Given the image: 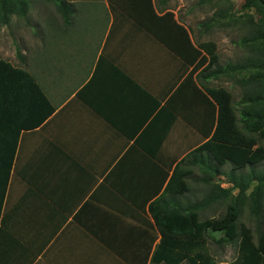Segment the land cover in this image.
Segmentation results:
<instances>
[{
	"label": "crops",
	"instance_id": "obj_1",
	"mask_svg": "<svg viewBox=\"0 0 264 264\" xmlns=\"http://www.w3.org/2000/svg\"><path fill=\"white\" fill-rule=\"evenodd\" d=\"M97 1L100 36L80 35L72 47L62 38L61 59L44 70L32 57L22 64L54 111L19 133L0 264H150L160 236L148 205L214 130L195 32L170 0Z\"/></svg>",
	"mask_w": 264,
	"mask_h": 264
},
{
	"label": "trees",
	"instance_id": "obj_2",
	"mask_svg": "<svg viewBox=\"0 0 264 264\" xmlns=\"http://www.w3.org/2000/svg\"><path fill=\"white\" fill-rule=\"evenodd\" d=\"M48 1L55 5L64 23L69 24L74 2ZM210 1L197 0V3L204 5ZM218 2L213 0L212 4ZM223 3L199 26L208 30L214 24L228 25L231 20L246 22L242 16L235 17L228 0ZM29 5L30 0H0V25L9 23L11 15L25 17ZM240 10L258 14V24L248 21L247 33L238 39L248 51L243 60L221 64L209 44L199 41L196 46L191 44L192 57L197 59L196 78L213 101L217 118L209 138L174 165L162 193L148 205L160 236L150 264H216L204 251L207 239H213L212 232H222L223 236L215 240L218 243L237 242L235 264H264V167L257 168L264 164V144L260 142L264 141V0H242ZM17 56L24 64L25 58L18 49ZM220 77H232L242 86L243 93L235 105L230 90L207 84L210 79ZM53 111L54 106L33 75L24 66L0 58V232L19 133L39 126ZM227 163L232 166L224 172L221 168ZM195 168L201 174L194 179L208 190L202 199L190 201L183 197L192 189L188 179L194 176ZM246 168L248 171L243 172ZM222 175L229 186L218 182ZM221 199L228 200L221 215L200 217V212ZM246 202L258 224L257 240L253 229L239 222Z\"/></svg>",
	"mask_w": 264,
	"mask_h": 264
},
{
	"label": "rangeland",
	"instance_id": "obj_3",
	"mask_svg": "<svg viewBox=\"0 0 264 264\" xmlns=\"http://www.w3.org/2000/svg\"><path fill=\"white\" fill-rule=\"evenodd\" d=\"M69 1L74 2L73 4H77L80 7L78 12H76L77 15L74 13L72 15L71 20L74 22L72 27H67L55 5L48 0H30L29 9L25 17L11 15L9 23L0 25V58H4L14 65H22L23 63L20 62L17 56L18 49L19 53L24 56L25 62L28 58L32 57L31 62L33 66L36 69L42 68L44 70L47 68L45 67L47 64L45 62L46 59L49 62L51 58V64L55 63L53 60L61 59L60 52L62 47H64L60 41L62 38L66 37L73 41L76 40L75 37H79L80 35L100 36L106 18L103 16V10L100 9L102 3L97 0ZM228 1L233 6L235 17L242 16L246 22L231 20L228 25L214 24L208 30L203 26H199V22L210 18L219 6L224 5L223 0H219L218 4H212V0L206 2L204 5H198L197 0H170L168 2L169 7L176 11L178 18L195 32L196 41L209 44V48L219 55V63L221 64L228 61L236 62L246 57L248 51L238 43V39L247 33L246 24L248 21L256 25L258 24V14L255 11L240 10L242 0ZM225 20L227 19H223V21ZM65 26L66 28L63 29ZM74 43L76 42H70L69 44H65V46L69 45L72 47ZM31 72L34 73L36 79L42 85L46 82L45 75H42L39 71L36 73L32 70ZM39 75H42L41 79ZM207 84L223 86L230 90L234 105L243 93L242 86L232 77L210 79L207 81ZM260 142L264 144L263 140ZM231 166V163H227L221 169L224 172H228ZM263 167L264 164L257 166L259 169ZM248 169H244L243 172L248 171ZM200 174L199 170L195 168L194 176L188 179L192 189L183 199L196 201L202 199L206 194L208 190L207 186L194 179L195 175L199 176ZM218 182L221 186H229L227 180H225V175H222ZM221 200L200 212V217L221 215L226 208V203H228L227 199ZM239 222L251 227L257 240L259 233L257 229L258 224L251 217L247 202L243 204ZM211 235L213 239H207V243L204 244V251L211 255L216 264H235V258L238 253L237 242L218 243L215 240L223 236L222 232H212Z\"/></svg>",
	"mask_w": 264,
	"mask_h": 264
}]
</instances>
